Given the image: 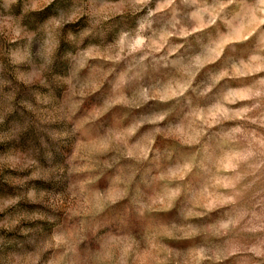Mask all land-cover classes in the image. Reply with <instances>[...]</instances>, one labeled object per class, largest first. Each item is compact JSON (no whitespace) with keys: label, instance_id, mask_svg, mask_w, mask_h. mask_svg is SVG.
<instances>
[{"label":"clouds","instance_id":"1","mask_svg":"<svg viewBox=\"0 0 264 264\" xmlns=\"http://www.w3.org/2000/svg\"><path fill=\"white\" fill-rule=\"evenodd\" d=\"M148 3L0 0V264H137L146 250L144 209L135 198L97 199L108 183L105 169L127 152L118 114L86 102L97 94L109 107L117 102L130 69L116 66L141 51L129 46L134 37H144L138 42L145 51L132 68L143 70L146 50H158L154 34L143 31L151 11L137 18V28L128 23ZM108 74L113 79L105 88ZM256 95L261 99L249 115L237 117L233 138L218 145L243 153L225 193L220 227L227 231L216 224L177 226L203 214L185 215L181 202L167 221L175 241L169 264H264V95ZM163 119L143 117L134 127ZM97 144L117 155L102 160L91 150ZM191 237H198L199 259L184 243Z\"/></svg>","mask_w":264,"mask_h":264},{"label":"rangeland","instance_id":"2","mask_svg":"<svg viewBox=\"0 0 264 264\" xmlns=\"http://www.w3.org/2000/svg\"><path fill=\"white\" fill-rule=\"evenodd\" d=\"M149 11L152 15L147 17ZM144 17L148 21L144 34H154L152 48L158 50H146L150 54L142 62L143 70L132 68L145 51L138 42L144 37H134L129 46L141 51L116 66L130 69L123 77L128 85L117 102L109 107L98 102L97 94L86 106L94 103L107 109L105 115L118 114L127 152L105 169L108 183L96 193L97 199L123 202L133 196L145 218L146 250L137 264H169L175 241L168 235L167 221L181 202L185 215L189 209L203 214L177 226L216 224L218 231H227L220 227L227 211L225 193L235 185L233 172L243 153L221 152L218 145L233 138L241 122L237 117H247V109L261 99L256 93L264 95V23H259L264 19V0H149L129 19L130 27L137 28V18ZM112 79L108 74L105 88ZM259 112L253 109L255 115ZM155 116L164 119L134 127L139 119ZM106 148L97 144L91 150L102 160L117 155ZM122 211L123 203L114 215ZM197 239L184 243L199 259L193 243ZM101 264L106 262L102 259Z\"/></svg>","mask_w":264,"mask_h":264}]
</instances>
